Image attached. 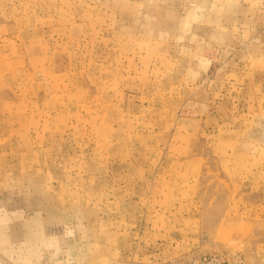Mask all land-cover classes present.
Masks as SVG:
<instances>
[{
	"label": "rangeland",
	"instance_id": "rangeland-1",
	"mask_svg": "<svg viewBox=\"0 0 264 264\" xmlns=\"http://www.w3.org/2000/svg\"><path fill=\"white\" fill-rule=\"evenodd\" d=\"M0 264H264V0H0Z\"/></svg>",
	"mask_w": 264,
	"mask_h": 264
}]
</instances>
